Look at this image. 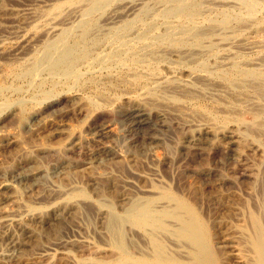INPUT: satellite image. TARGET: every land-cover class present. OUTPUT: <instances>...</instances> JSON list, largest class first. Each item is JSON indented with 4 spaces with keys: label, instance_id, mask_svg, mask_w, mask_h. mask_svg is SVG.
<instances>
[{
    "label": "rangeland",
    "instance_id": "374dc122",
    "mask_svg": "<svg viewBox=\"0 0 264 264\" xmlns=\"http://www.w3.org/2000/svg\"><path fill=\"white\" fill-rule=\"evenodd\" d=\"M140 103L180 123L202 122L218 131L237 127L246 150L251 141L263 148V156L255 157L254 183L240 178L234 155L208 148L206 155L193 153L180 161L182 132H177L176 144L163 137L160 147H139L130 155L131 143L146 144L145 136L126 141L108 137L61 152L71 136L87 132L95 114L115 122L117 113ZM261 132L264 0H0V170L11 169L20 158L34 161V151L41 147L61 155L36 166L72 163L55 179L61 192L46 185L20 200L43 204L35 205L34 217L24 221L26 236L15 230L13 245L0 241V264H140L156 261L159 254L176 264L173 257L180 262L190 256L180 260L172 246L184 244L190 252L191 245L178 228H169L174 220L164 212L181 208L201 220L207 255L216 264H258L246 208L252 206L264 222ZM240 147L238 154L246 152ZM109 148L119 149L125 160L108 164L104 151ZM164 155L175 161L171 172L158 168L160 177H153L151 163ZM89 158L99 163L71 170ZM215 168L232 176L235 187L221 181L223 175L201 179V172ZM74 187L72 195H65ZM250 190L255 197L249 200L245 192ZM134 205L155 211L162 223L129 221ZM111 214L122 227L114 239Z\"/></svg>",
    "mask_w": 264,
    "mask_h": 264
},
{
    "label": "bare ground",
    "instance_id": "6f19581e",
    "mask_svg": "<svg viewBox=\"0 0 264 264\" xmlns=\"http://www.w3.org/2000/svg\"><path fill=\"white\" fill-rule=\"evenodd\" d=\"M58 6L59 5L55 6L56 10L60 9ZM70 54H71V52L68 54V56ZM74 62L72 61L71 63H74ZM33 115H35V114H33ZM116 115H117V117H116L117 121L114 122L113 120H109L108 118H105V117L101 118V115H99V114L98 115L95 114L94 117L92 118L90 124H88L89 126H88L87 132L86 133H77V134L71 136L68 143L65 145V147L63 148V150L61 152L62 153H64V152L65 153H71L72 151H74L76 149L78 150V148L81 147L85 143H89V142L96 141V140L98 141L101 139L103 140V139L108 138V137H113V138L117 139L118 141H126V140L132 139L134 137L145 136L147 141L146 140H144V141H146V144L141 145L140 143L137 144L136 142L131 143L130 150L128 151V153H126V154H129V153L131 154L132 152L136 153L138 151L139 147L141 148V147L149 146V145L154 146L156 148L160 147L161 144L163 143V139H164L163 137H166L167 139L174 141L176 144L177 139L175 136H176L177 132L179 134H180V132H182L185 134L184 138L181 142L179 140V143H177V146H178L177 151H179V154H180L179 157L181 158L180 161L182 159L183 160L189 159L190 156L193 155V153H195V155H202V156L206 155V153H210L208 151H209V149H211V151L220 152L221 154H225L227 156L229 155V157H230V155H234L235 158L238 159V163L235 160H233L234 163L236 162L240 166V170H241L240 176H242L240 178L248 179V182L250 181L249 183H251V181H253V183H254V180H256V175H257L256 167H257V161H258L256 159H258V158H255V157L256 156H263V150H262L263 148H261V146H259V144H256L254 141H251L252 140L251 139L250 140L251 143L248 144V149L246 150L245 148L247 146L244 148V145L242 144L243 137L241 136V132L238 130L237 127L236 128L231 127L229 129L227 128L226 130H223V131L221 129L218 131V130L214 129L212 126H210V124H204L202 122L201 123L197 122L198 124H193L190 121L189 122L185 121L186 123L185 122L180 123V122L176 121V120H178L176 118L174 120H172L173 118H171V120H170L168 117L169 116L168 113H165V111L164 112L159 111L156 108L154 109L152 107L142 105L141 103L138 105L136 104L135 106L133 105L131 107V109H129L128 112L126 111L125 113H123V111H122L121 113H117ZM174 116H176V115H174ZM31 117H32V115H31ZM199 121H201V120H199ZM242 134H244V133H242ZM259 135H261V134H259ZM147 136H148V138H147ZM246 137H248V136H246ZM141 142H143V141H141ZM174 142H172V143H174ZM241 145L243 146V149L246 150V152L238 154L239 148H242V147H240ZM124 147H126V146H124ZM147 151L148 150H146V153H147ZM154 151H155V149H154ZM34 152L37 154L34 158L35 159L34 161L31 160L32 158L29 161H27L28 159L26 160V158H20V160H18V161L15 160V162L17 161V164L14 163V166H13L14 168L11 166V169H8V167H6L7 169L3 170L4 169L3 168L2 170H0V241L7 243L8 245H13L15 243V240H17L16 238H17L18 233L15 230L20 232L23 236H26V228L23 227V223L27 218L34 217V215L36 214V211H37L36 210L37 208L35 209V205H39V201L41 203L40 199H35V201L32 202V204L20 203V200L23 198V196H26L27 194H32L33 192H35L36 189L38 190V188H40L42 186H46V185L48 187H50V189H52L55 193H58L59 191L61 192L62 190L57 185L55 179L57 176L58 177L60 176L59 173L64 172L66 169L69 170L68 168L70 167L69 166L70 163H65V162L56 163V164H52V165H50L51 163H49V165H47V166L38 167V165L36 166V164L39 163V165H40L41 160L43 161V160H47V159L56 157V155L60 154V151L57 149H54V148H49V147L42 148L41 147V148H38ZM122 152H123V149H122ZM104 153L106 155L105 157L107 159L108 164H111V166L113 163H116L117 160H119L123 157V155L119 149H117V150L116 149H110V148L105 149ZM95 154H93V155H95ZM214 154H217V153H214ZM236 155H238L237 156L238 158L236 157ZM28 156H27V158H28ZM148 156H149V158L147 157L149 159L148 162H151L153 160V157H152V160L150 161L151 157H150V155H148ZM171 156H173V155H171ZM158 157H159L158 159L156 157L158 163L157 164H156V162H154L155 164L151 163L152 165L149 169L153 177H157V176L160 177L158 175V172H159L158 168L162 169L161 171H163V169H165V170L167 169L166 173H168L169 171L171 172V169L169 171H168V169L171 168L175 163L173 158H171L168 155L158 156ZM63 158L64 157H62V161H63ZM100 159H102V158H99V160ZM178 159H175V160H177L176 161L177 165H178V163H181ZM259 159H260V157H259ZM55 160H57V159H55ZM88 160H91V159L89 158ZM122 160L124 161L125 159H121L120 161H122ZM96 161H98V160L96 159ZM96 161L91 160V161H88L84 164H79V165L77 164V166L76 165L72 166L71 170L76 171V170H80L81 168L87 169L88 166H91V164H95ZM57 162H59V160ZM97 163H99V161ZM259 163H261V162H259ZM15 164H16V166H15ZM41 164H43V163L41 162ZM44 165H46V163ZM101 165H100V167H102ZM106 166H109V165H106ZM92 168L93 167L91 166L90 169H92ZM67 172H69V171H67ZM79 172H81V170ZM77 173H75L74 175H76ZM160 173H162V172H160ZM64 174H66L67 179L70 180L71 177L69 178L67 173H64ZM68 174H70V173H68ZM199 175H200L201 179L208 182V181H211L217 177H222L223 174L221 175L220 169L215 168L214 170H205V171L201 172V174H199ZM70 176H73V175L70 174ZM62 177H64V176H62ZM229 177L232 178V176H229ZM229 177L222 178L221 181H223V179H224V183L234 185L235 184L234 181ZM64 178H66V177H64ZM154 181L157 182V180H154ZM160 181H162V180H160ZM70 182H72L70 184H74L72 181V178H71ZM221 183H223V182H221ZM74 185L76 186V184H74ZM225 186H228V185H225ZM233 187H235V186H233ZM251 188H252V186H251ZM47 189H49V188H47ZM76 190H77V188H75V187L71 188L69 191L67 189L65 195H69V194L72 195ZM246 191H247V189H246ZM245 194L249 198V200L253 199L255 197L253 194V191H251V190H250V192H245ZM53 195H54V193H53ZM56 199H58V197ZM163 204H164V202H163ZM165 204L168 205L167 203H165ZM16 205L18 206L17 208L15 207ZM41 205H39V206H41ZM134 207H135V209H134ZM134 207H132V209L139 210V211L134 212V210H130L131 212L128 214V216H126V218L129 221L132 220V221L136 222V224H139L141 226L154 225L155 227H157V224L159 222L162 223V221H163L162 217L161 216H155V213H154L155 211L153 212L152 210H148V209L142 210V208L137 207L135 205H134ZM161 207L166 208L168 206H164L161 204ZM251 207H250V205H248L246 209L248 211L247 212V214H248L247 215L248 216V225L250 226V229H251L252 234H253V239L252 238L251 239L253 240L252 244H253V249L255 252L254 254H256L257 263L258 264H264V222L262 221L261 216H258L253 212ZM256 208H255V210H256ZM132 212H134V213H132ZM164 214H166V216L172 217L171 219H173L174 222L176 223L175 224L173 221H170L171 223L172 222L173 223L172 224L169 223V228H170V226H172V228L173 227L178 228L181 239L185 241V244L188 243L191 245L190 246V249H191L190 252L184 251L187 248V246L184 244H181V245L177 244L175 246H172L175 248L174 254H177L178 257L180 256L182 258H185V257H188V255L190 256L188 258L189 261H188V259H186L188 262H185L186 260L185 261L182 260L179 262L177 258L173 257L174 263H176V264H216L214 259L210 258L207 255V251L210 249L207 248L208 246L204 245L205 242L203 243V231L204 230L201 228V224H200L201 220L199 221L194 216L195 214L193 215L192 213H190V211L186 212L182 208L180 210L179 209H176V210L173 209V212L172 211H170V213L164 212ZM257 214H258V212H257ZM113 215H112V218H114ZM115 219L116 218H114L113 221H111V224H113V225L110 226L111 230L109 229L110 233H112L110 235L113 236V239L116 236H120L119 234H120L121 228H122L121 224H116ZM127 219H126V221H127ZM166 222H167V220H166ZM168 222L166 223V225H168ZM164 223H165V221H164ZM174 224H175V226H174ZM176 225L177 226L179 225V227H176ZM150 228H152V227H150ZM160 228H161V230L166 229V227H165V229L162 227H160ZM151 231H153V229H151ZM27 232H28V230H27ZM167 232H169V230ZM150 234H151V232H150ZM154 234L156 235L157 233H154ZM153 237H155V236H153ZM179 239L180 238L178 237V240ZM181 239H180V241H181ZM118 245L120 246V250L124 249L122 247L123 245L121 244V242H118ZM148 255L151 256V254H148ZM158 257H157L158 259L156 261H154V260L143 261L140 264H169L168 260L166 261L162 254H159ZM180 257H179V259H180ZM242 258H243V256H242ZM137 260L138 259H136V261ZM144 260H146V259H144ZM241 260H245V258H243ZM248 262H250V261H248Z\"/></svg>",
    "mask_w": 264,
    "mask_h": 264
}]
</instances>
